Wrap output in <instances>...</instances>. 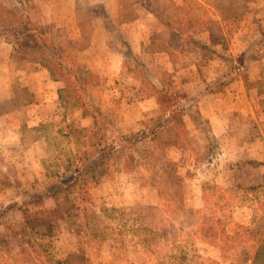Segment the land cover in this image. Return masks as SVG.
<instances>
[{"label":"rangeland","instance_id":"374dc122","mask_svg":"<svg viewBox=\"0 0 264 264\" xmlns=\"http://www.w3.org/2000/svg\"><path fill=\"white\" fill-rule=\"evenodd\" d=\"M262 32L264 0H0V264H264ZM162 91L182 117L131 145ZM108 145L54 235L27 224Z\"/></svg>","mask_w":264,"mask_h":264},{"label":"trees","instance_id":"16d2710c","mask_svg":"<svg viewBox=\"0 0 264 264\" xmlns=\"http://www.w3.org/2000/svg\"><path fill=\"white\" fill-rule=\"evenodd\" d=\"M20 21L21 24H24L23 19ZM221 39H223L222 35H216L213 33L210 35V41L213 43H218ZM241 56L244 58L245 65H248V63L250 65L252 62L259 60L264 56V32H262L259 38L245 46L244 50L241 52ZM247 65L246 67H248ZM234 76L235 69L231 68L221 77L207 81L200 94L205 95L209 92L220 91L222 87L227 86L233 81ZM161 94L162 95L159 96L158 100L161 103V110L165 116L153 119L152 121L155 124L154 127L146 125L145 129L141 132H136L127 136V140L131 145H134L138 141L156 133L163 126L172 123L178 116V119L182 117L184 108L179 107L178 103L182 100L185 94H176L172 92L164 93V91H162ZM87 100L92 104V107L95 108L89 97ZM114 150L113 145L104 146L94 157L88 159L83 158L80 163H77V165H75V163L68 165L67 167L70 168V173L61 180L49 181L46 183L43 192H33L28 194L26 201L23 202L24 206H29L27 210L31 209V205L41 206L45 204V200H52V205L42 209L43 212L34 218L28 217L27 224L32 228L37 227V230L41 235H54L61 226V220L66 216L71 215L73 211L78 210L76 198L72 199L71 195L73 193L78 195L79 191L83 190V183L87 181L88 176L97 174L99 168L104 165L106 159L112 152H114ZM61 194H64L63 197Z\"/></svg>","mask_w":264,"mask_h":264},{"label":"crops","instance_id":"0c3cea01","mask_svg":"<svg viewBox=\"0 0 264 264\" xmlns=\"http://www.w3.org/2000/svg\"><path fill=\"white\" fill-rule=\"evenodd\" d=\"M245 48V47H244ZM257 61V60H256ZM255 62V61H254ZM254 62H252V64L254 63Z\"/></svg>","mask_w":264,"mask_h":264}]
</instances>
